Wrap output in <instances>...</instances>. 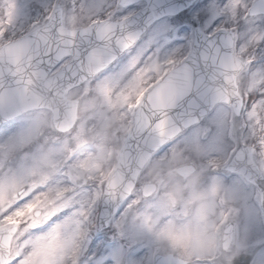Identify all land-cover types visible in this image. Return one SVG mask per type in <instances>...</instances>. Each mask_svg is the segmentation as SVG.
I'll list each match as a JSON object with an SVG mask.
<instances>
[{
	"label": "snow or ice",
	"instance_id": "6c2138e0",
	"mask_svg": "<svg viewBox=\"0 0 264 264\" xmlns=\"http://www.w3.org/2000/svg\"><path fill=\"white\" fill-rule=\"evenodd\" d=\"M0 264H264V0H0Z\"/></svg>",
	"mask_w": 264,
	"mask_h": 264
}]
</instances>
